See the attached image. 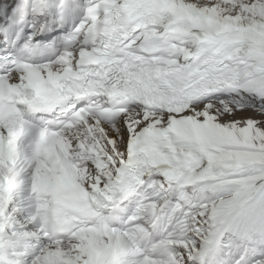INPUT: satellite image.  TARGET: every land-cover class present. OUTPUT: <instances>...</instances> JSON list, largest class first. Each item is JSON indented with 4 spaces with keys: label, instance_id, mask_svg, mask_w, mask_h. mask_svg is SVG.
<instances>
[{
    "label": "snow or ice",
    "instance_id": "6c2138e0",
    "mask_svg": "<svg viewBox=\"0 0 264 264\" xmlns=\"http://www.w3.org/2000/svg\"><path fill=\"white\" fill-rule=\"evenodd\" d=\"M0 264H264V0H0Z\"/></svg>",
    "mask_w": 264,
    "mask_h": 264
}]
</instances>
